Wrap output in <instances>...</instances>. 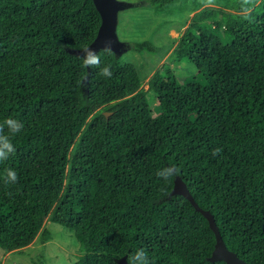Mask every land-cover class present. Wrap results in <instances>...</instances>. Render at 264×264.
I'll use <instances>...</instances> for the list:
<instances>
[{
	"label": "trees",
	"instance_id": "16d2710c",
	"mask_svg": "<svg viewBox=\"0 0 264 264\" xmlns=\"http://www.w3.org/2000/svg\"><path fill=\"white\" fill-rule=\"evenodd\" d=\"M252 16L196 14L174 54L199 78L157 73L155 116L134 64L100 50L112 78L82 66L102 22L92 0H0V121L25 125L0 164V248L28 247L51 216L80 242L74 264L128 263L140 249L151 264H226L209 261L216 236L171 195L175 177L157 178L175 165L228 249L264 264V3ZM104 106L109 118L93 115ZM9 167L16 185L3 182Z\"/></svg>",
	"mask_w": 264,
	"mask_h": 264
},
{
	"label": "rangeland",
	"instance_id": "374dc122",
	"mask_svg": "<svg viewBox=\"0 0 264 264\" xmlns=\"http://www.w3.org/2000/svg\"><path fill=\"white\" fill-rule=\"evenodd\" d=\"M117 1L116 54L122 63H132L139 70L142 90L147 92L155 116L159 113V101L150 84L157 73L165 76L171 71L181 81L199 78L190 61L179 60L174 54L196 14L208 7L239 12V0H178L164 9L151 6V0ZM109 107H100L93 115L109 113ZM76 143L77 140L72 151ZM79 248L75 233L49 216L28 247L11 252L0 248V264H74L79 259Z\"/></svg>",
	"mask_w": 264,
	"mask_h": 264
},
{
	"label": "clouds",
	"instance_id": "9594fccd",
	"mask_svg": "<svg viewBox=\"0 0 264 264\" xmlns=\"http://www.w3.org/2000/svg\"><path fill=\"white\" fill-rule=\"evenodd\" d=\"M213 2V0H209ZM264 0H239L240 18L244 21L251 22L253 19L252 13ZM83 55L80 57L82 66L86 69H98L99 75L105 79H110L113 76L110 65L101 66V58L97 52L87 45H83L80 49ZM105 51L110 52V46H105ZM25 125L18 119L8 117L0 121V164L5 163L10 157L16 154V146L13 143V138L20 134ZM223 151L222 148H215L212 152L213 156L219 155ZM180 169L175 165L165 166L157 170L156 176L163 183H167L176 177ZM3 182L6 185H16L19 182V174L13 168L5 169ZM11 195V193H9ZM128 264H151L148 254L145 250H137L128 259Z\"/></svg>",
	"mask_w": 264,
	"mask_h": 264
},
{
	"label": "water",
	"instance_id": "95a60500",
	"mask_svg": "<svg viewBox=\"0 0 264 264\" xmlns=\"http://www.w3.org/2000/svg\"><path fill=\"white\" fill-rule=\"evenodd\" d=\"M97 11L101 16V26L98 31V35L94 42L89 46L94 49L97 53L100 50H105V46L109 45L112 52L116 53L115 42L117 38L116 25H117V14H118V1L117 0H92ZM82 55L83 53L80 52ZM113 113H105L107 118ZM171 195H181L184 196L195 209L202 213L208 220L210 228L216 236L215 249L212 256L209 258L210 262L223 261L226 264H248L243 259L239 258L237 254L230 251L225 244L223 237L219 231L214 215L208 211L199 207V205L194 200L191 195L186 183L182 181L179 176L174 179V187ZM121 264H128L127 262H122Z\"/></svg>",
	"mask_w": 264,
	"mask_h": 264
}]
</instances>
